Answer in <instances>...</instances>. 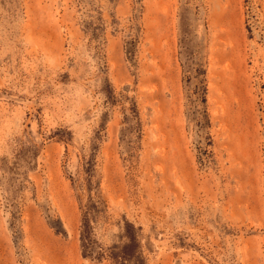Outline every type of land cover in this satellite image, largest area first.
Masks as SVG:
<instances>
[{
	"label": "rangeland",
	"instance_id": "obj_1",
	"mask_svg": "<svg viewBox=\"0 0 264 264\" xmlns=\"http://www.w3.org/2000/svg\"><path fill=\"white\" fill-rule=\"evenodd\" d=\"M0 264H264V0H0Z\"/></svg>",
	"mask_w": 264,
	"mask_h": 264
}]
</instances>
